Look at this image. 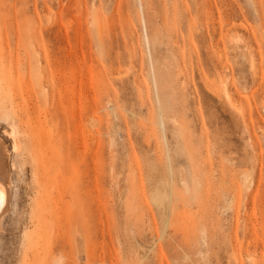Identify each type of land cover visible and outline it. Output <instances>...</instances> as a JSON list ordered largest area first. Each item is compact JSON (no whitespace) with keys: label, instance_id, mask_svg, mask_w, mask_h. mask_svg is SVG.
<instances>
[{"label":"rangeland","instance_id":"374dc122","mask_svg":"<svg viewBox=\"0 0 264 264\" xmlns=\"http://www.w3.org/2000/svg\"><path fill=\"white\" fill-rule=\"evenodd\" d=\"M3 130L0 264H264V0H0Z\"/></svg>","mask_w":264,"mask_h":264},{"label":"bare ground","instance_id":"6f19581e","mask_svg":"<svg viewBox=\"0 0 264 264\" xmlns=\"http://www.w3.org/2000/svg\"><path fill=\"white\" fill-rule=\"evenodd\" d=\"M222 87L225 89L224 84L222 85ZM223 91H225V90H223ZM224 94L227 96L226 97L224 95L227 98L226 101L229 100L227 103L229 105H234V103H230L231 97H230L229 93L227 91H225ZM235 108H236V106H235ZM234 110H236V109H234ZM237 110H238V112L241 113L240 109H237ZM74 113H75V111L71 112L72 120H73V128H76L77 126H74V124L76 123L75 114ZM241 117H243V116H241ZM2 135L5 136V137L8 136V137H10V139H12V147H11V150H7L2 138L0 137V233L3 230V220H4L5 216L10 212V209L12 207L11 198L13 196L12 189H13V183H14L13 180H12V174L16 170V163H15L14 160H12L11 154H13V155L16 154L18 152V149H19L18 145L16 144V139H15V135H14L13 132H7L6 130H3L2 131ZM50 147H54V146H50V144H49L48 148L47 147H45V148L43 147V148H40L39 150L35 149L34 152L37 153L38 151H41L43 149L48 150L49 152L47 153L46 157H48V160L52 161V160L56 159V155H55V149L54 148H50ZM250 149H252V148H250ZM68 151H69V149L67 148V150L65 151V156H64V160L65 161H68L70 159V157L68 156V154H69ZM19 156H20V154H19ZM28 156H29L28 159H26V158L24 160L22 159L23 160L22 163H21L22 167H24L30 161H33V159H35V156H30V153L28 154ZM250 165H251V171L254 170L255 164L253 165V163H251ZM33 167H35V165ZM252 167H253V169H252ZM253 172L254 171H252V173ZM253 174H251V175H253ZM250 178L252 179V177H250ZM251 182L252 181L248 182V184H250ZM251 188H252V186H251ZM247 191H249V190H247ZM235 257L236 256L234 255L233 259L235 261L238 260ZM250 260H252V259H250Z\"/></svg>","mask_w":264,"mask_h":264}]
</instances>
